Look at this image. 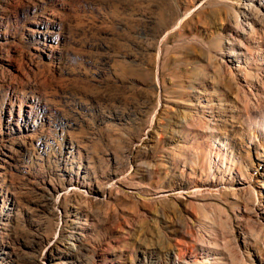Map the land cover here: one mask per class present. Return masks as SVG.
Instances as JSON below:
<instances>
[{
    "label": "rangeland",
    "instance_id": "374dc122",
    "mask_svg": "<svg viewBox=\"0 0 264 264\" xmlns=\"http://www.w3.org/2000/svg\"><path fill=\"white\" fill-rule=\"evenodd\" d=\"M0 264H264V0H0Z\"/></svg>",
    "mask_w": 264,
    "mask_h": 264
}]
</instances>
